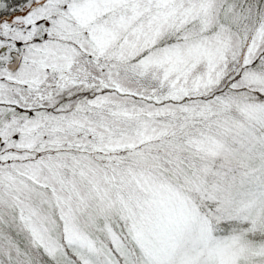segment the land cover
I'll list each match as a JSON object with an SVG mask.
<instances>
[{"label": "snow or ice", "instance_id": "6c2138e0", "mask_svg": "<svg viewBox=\"0 0 264 264\" xmlns=\"http://www.w3.org/2000/svg\"><path fill=\"white\" fill-rule=\"evenodd\" d=\"M0 264H264V0H0Z\"/></svg>", "mask_w": 264, "mask_h": 264}]
</instances>
